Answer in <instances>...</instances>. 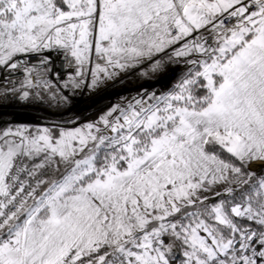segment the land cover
<instances>
[{
  "label": "snow or ice",
  "instance_id": "1",
  "mask_svg": "<svg viewBox=\"0 0 264 264\" xmlns=\"http://www.w3.org/2000/svg\"><path fill=\"white\" fill-rule=\"evenodd\" d=\"M0 264H264V0H0Z\"/></svg>",
  "mask_w": 264,
  "mask_h": 264
},
{
  "label": "rangeland",
  "instance_id": "2",
  "mask_svg": "<svg viewBox=\"0 0 264 264\" xmlns=\"http://www.w3.org/2000/svg\"><path fill=\"white\" fill-rule=\"evenodd\" d=\"M92 111H93V110H89V112L87 113V115L90 116Z\"/></svg>",
  "mask_w": 264,
  "mask_h": 264
}]
</instances>
